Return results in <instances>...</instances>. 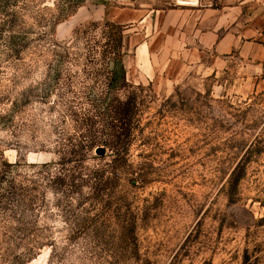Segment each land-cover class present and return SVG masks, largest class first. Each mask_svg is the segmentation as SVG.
I'll return each instance as SVG.
<instances>
[{"label": "rangeland", "instance_id": "rangeland-1", "mask_svg": "<svg viewBox=\"0 0 264 264\" xmlns=\"http://www.w3.org/2000/svg\"><path fill=\"white\" fill-rule=\"evenodd\" d=\"M63 1L0 0V264H264V0ZM106 22L125 155L89 147Z\"/></svg>", "mask_w": 264, "mask_h": 264}, {"label": "trees", "instance_id": "trees-1", "mask_svg": "<svg viewBox=\"0 0 264 264\" xmlns=\"http://www.w3.org/2000/svg\"><path fill=\"white\" fill-rule=\"evenodd\" d=\"M77 1V0H74ZM82 2H74L71 4V0H64L58 7V15L61 18H65L71 15ZM95 25V23L93 24ZM101 33L104 36L103 53L98 58L100 67L97 70H103L108 77V87L106 93H101L94 97L92 104L98 107L104 106L103 114L106 117L103 124V132L105 137L97 141L93 139L89 147H96L103 145L108 150L117 155H125L129 151V145L131 142V136L134 131L133 123L136 121L138 102L133 95H125L121 97L117 93V89L131 85L126 79V70L122 64L119 66V70L112 67V64L117 62V59L121 56L123 48V26L112 22H106L101 27ZM100 40V39H99ZM96 40L95 43H98ZM100 68V69H99ZM101 73L96 72V75ZM97 115V114H96ZM96 115L83 117L85 121V128L92 130L96 124ZM104 119V118H103ZM96 138V137H95ZM238 178L235 179V182ZM2 191L0 187V200L2 199Z\"/></svg>", "mask_w": 264, "mask_h": 264}, {"label": "water", "instance_id": "water-1", "mask_svg": "<svg viewBox=\"0 0 264 264\" xmlns=\"http://www.w3.org/2000/svg\"><path fill=\"white\" fill-rule=\"evenodd\" d=\"M96 152L97 153H103L104 149L102 147H99V148L96 149Z\"/></svg>", "mask_w": 264, "mask_h": 264}]
</instances>
